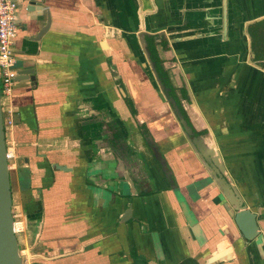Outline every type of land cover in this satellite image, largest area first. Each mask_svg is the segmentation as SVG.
I'll use <instances>...</instances> for the list:
<instances>
[{
  "label": "crops",
  "instance_id": "0c3cea01",
  "mask_svg": "<svg viewBox=\"0 0 264 264\" xmlns=\"http://www.w3.org/2000/svg\"><path fill=\"white\" fill-rule=\"evenodd\" d=\"M13 1L34 77L2 105L24 264H264V0Z\"/></svg>",
  "mask_w": 264,
  "mask_h": 264
},
{
  "label": "water",
  "instance_id": "95a60500",
  "mask_svg": "<svg viewBox=\"0 0 264 264\" xmlns=\"http://www.w3.org/2000/svg\"><path fill=\"white\" fill-rule=\"evenodd\" d=\"M41 5L42 1L28 0L26 2V12H42L43 8ZM37 7L40 9H37ZM17 75L16 81H21L24 78L30 79L31 81L34 80L33 70L30 68L19 70ZM180 124L183 130L188 134V137H190L192 135V130L186 125V122L183 119H180ZM191 141L194 144L199 143L198 137L192 138L190 142ZM192 142L191 144L194 147L198 158L202 161L205 168H207L210 176L222 191L225 199H227L232 206L234 214L231 218L238 232L246 241L254 240L258 234L256 215L246 209V206L243 205L240 196L226 178L222 164L219 161L218 156L215 154L214 149L205 146H203L204 148L199 146L198 149ZM57 168L60 170L64 169L59 166ZM24 260L25 258L20 254L18 239L13 228L10 175L0 97V264H24Z\"/></svg>",
  "mask_w": 264,
  "mask_h": 264
},
{
  "label": "built area",
  "instance_id": "2783aa9c",
  "mask_svg": "<svg viewBox=\"0 0 264 264\" xmlns=\"http://www.w3.org/2000/svg\"><path fill=\"white\" fill-rule=\"evenodd\" d=\"M18 31V7L13 0H0V97L1 105L4 100L12 96L13 87L16 84L17 68L14 40ZM3 114V111H2ZM6 126H11L10 119L4 120ZM12 154L7 148V160ZM13 228L17 235L24 231L23 221L19 214H13Z\"/></svg>",
  "mask_w": 264,
  "mask_h": 264
},
{
  "label": "trees",
  "instance_id": "16d2710c",
  "mask_svg": "<svg viewBox=\"0 0 264 264\" xmlns=\"http://www.w3.org/2000/svg\"><path fill=\"white\" fill-rule=\"evenodd\" d=\"M158 74H159V77H160L162 83H163L165 86H167V83H166V81H165V77L161 74V72H158ZM184 121H185V120H184ZM185 122H186V125L192 130V127L189 125V123H188L187 121H185ZM192 132H193V131H192ZM143 133H144V135H146L144 131H143Z\"/></svg>",
  "mask_w": 264,
  "mask_h": 264
},
{
  "label": "flooded vegetation",
  "instance_id": "af4514ba",
  "mask_svg": "<svg viewBox=\"0 0 264 264\" xmlns=\"http://www.w3.org/2000/svg\"><path fill=\"white\" fill-rule=\"evenodd\" d=\"M158 72H160L159 69H158ZM158 77H159V74H158ZM159 79H160V77H159ZM160 81H161V79H160ZM161 84H163L162 81H161ZM163 85H164V84H163ZM164 86H165V85H164ZM165 87H166V86H165ZM167 94H169V91H168Z\"/></svg>",
  "mask_w": 264,
  "mask_h": 264
},
{
  "label": "rangeland",
  "instance_id": "374dc122",
  "mask_svg": "<svg viewBox=\"0 0 264 264\" xmlns=\"http://www.w3.org/2000/svg\"><path fill=\"white\" fill-rule=\"evenodd\" d=\"M261 67H263V68H264V64H263ZM3 117L5 118V115H4ZM237 199L239 200V198H238V197H237ZM17 239H18V240H20V239H19V237H17Z\"/></svg>",
  "mask_w": 264,
  "mask_h": 264
}]
</instances>
